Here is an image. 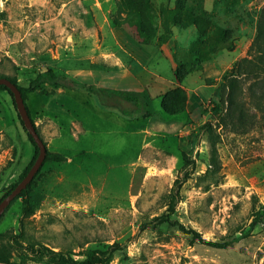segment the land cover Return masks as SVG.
<instances>
[{"label": "rangeland", "instance_id": "1", "mask_svg": "<svg viewBox=\"0 0 264 264\" xmlns=\"http://www.w3.org/2000/svg\"><path fill=\"white\" fill-rule=\"evenodd\" d=\"M94 1L0 0V73L26 85L47 66L66 73L68 67L84 65L86 60L93 67L106 66L117 54L116 35L150 71L177 78L154 46L137 43L118 26L112 34L98 28V17L90 9ZM229 1L237 59L250 57L248 47L264 0ZM134 4L144 10L147 6L144 0ZM153 6L151 2L152 12H143L146 21L157 16ZM82 7L90 12L84 13ZM219 10L211 31L227 26L228 17ZM235 51H224L217 60L232 57ZM82 55L88 56L86 60ZM208 59L198 64L187 58L182 63L185 69H196ZM225 68L216 64L204 82L199 71L189 72L179 82H156V86L149 82L151 87L134 92L132 101L95 84L91 93L48 84L28 92L26 105L38 122L34 123L46 150L66 159L44 162L38 169L30 186L36 204L33 213L22 214L19 197L0 215V260L6 264H264V118L253 99L264 83L240 74L235 89L222 93ZM120 77L121 71L92 69L85 80H78L97 83ZM182 85L192 101L187 102ZM178 108L184 109L172 113ZM32 153L33 144L10 95L0 90V198ZM176 177H185L178 189ZM172 188L175 199L170 212ZM162 214L217 242L245 231L254 214L260 221L249 235L219 247L194 239L177 223L158 219Z\"/></svg>", "mask_w": 264, "mask_h": 264}, {"label": "trees", "instance_id": "2", "mask_svg": "<svg viewBox=\"0 0 264 264\" xmlns=\"http://www.w3.org/2000/svg\"><path fill=\"white\" fill-rule=\"evenodd\" d=\"M126 1L127 0H122L121 3H118V6L123 5L129 9L131 8V9L138 10L139 32H136L135 35L138 37L139 41L141 42L148 43L150 40L154 39L156 36L158 39V43L165 41L168 37L171 36V30L167 25L168 22H170L171 25H180V26H186L190 23H194L197 27V37L191 40L188 46V51L191 54L190 57L192 61L197 60L198 64H200L199 63L200 60L209 58L211 54H214L217 51V49H220L221 47H226L227 49L233 48L231 40H228V38L226 37L227 36L226 32H228L229 29H226L225 27H222V26H217L216 30L214 29L211 31L210 25L208 24L212 23V20L206 16L205 11H203L202 9L196 10L194 8H189L188 5H186L185 0H175V7L170 11L169 21L168 22L166 20L164 21L165 22L164 30L161 33H156V30H157V27L155 24L156 18L151 19V21L149 19L150 22L144 19L143 12H146V14L147 12H152V10H150V7H151L150 0H144L147 3L145 10L141 7L139 8L137 5L134 4L136 0H130V4L128 3V5H125ZM120 18L122 19V17ZM202 20H204L205 22H203ZM202 22L205 24V27L202 26L201 24ZM249 52L253 53L250 57L243 56L240 59H236L231 64V66L226 68L225 71L222 73L221 75L222 80L220 82V88H219L220 92L222 93L224 91L232 92L236 87L237 77L240 74H250L254 78H259L261 82L264 83V10L260 12L258 20L256 22L255 34L248 47V54ZM193 69L192 68L185 69L184 63H182L181 61V63L175 68V73L178 77V82L181 81L182 77H184L189 71H192ZM0 76L7 77L8 79H10L13 83L17 85L25 101V104H26L27 93L39 87V85L41 84H48L52 87L81 88L89 93L94 92L92 84L83 83L79 81L78 79L72 77L68 73L56 71L53 67H50V66H47L43 69L38 70L34 74V76L29 79L26 85L19 84L17 82L16 77L14 76H10L8 74H2V73H0ZM257 84L258 82H255L256 86ZM0 90H6L8 92V94L11 97L12 103L15 107L12 93L10 92L8 87L4 84H0ZM114 91H118L128 100L134 99L133 98L134 92L131 93V92L120 91V90H114ZM253 99H254V106L260 112L261 117L264 118V89H262L258 93L254 92ZM162 107L165 108L164 105H162ZM26 108L30 115L27 105H26ZM182 109L184 108H178L172 111V113L181 111ZM17 116L19 117L18 112H17ZM20 122L29 140L33 144V153H32L29 163L23 168L19 176L15 180L10 182L8 188L6 189L2 197L7 192H9L21 180V178L26 174V172L28 171V169L30 168L31 164L34 162L38 154V146L34 142L32 136L25 129L21 119H20ZM33 124L35 125L34 121H33ZM36 130L38 134L40 135V137L42 138L37 127H36ZM65 159L66 157L61 153H55V152L52 153L46 150V155L43 160V163L48 162V161H63ZM36 174L37 172L35 173L33 178L30 180V182L26 185V187L23 188L20 191V193L17 196H15L14 199L9 203L10 205L15 199L20 197L23 215L33 213L35 209L36 204L32 200L31 193H30V186ZM184 180H185V177H182V178L176 177V179L174 180V186H176V188L178 189L182 185ZM170 196H171V200H170L168 210L170 212H173L174 211V199H175L173 188H172V192L170 193ZM158 219H163V221L170 222L171 224L177 223L180 229L191 232L192 237L194 239L197 238L201 242H204L212 246H219V247H224L234 241L239 240L242 237L249 235L253 227L260 221L259 216L254 214V216L252 217L251 221L248 224V228L245 231L241 230L237 236H232L229 240L217 242L213 240L204 239L201 236V234L195 229L185 228L182 224L178 223L177 221H174V220L171 221L169 217L166 215L163 216L162 214L158 216ZM93 261H97V260H93ZM0 264H6V263L0 260Z\"/></svg>", "mask_w": 264, "mask_h": 264}, {"label": "crops", "instance_id": "3", "mask_svg": "<svg viewBox=\"0 0 264 264\" xmlns=\"http://www.w3.org/2000/svg\"><path fill=\"white\" fill-rule=\"evenodd\" d=\"M150 1L153 3L154 10L157 13L156 23H155L157 27L156 33H161L164 30V23H165L164 21L165 20L167 22L169 21V16L166 17L165 12L170 13V11L175 7L174 4L175 0H150ZM117 2L121 3L122 0H95L93 2V6L90 7V9L92 10V14L98 17V19L96 20L98 28L104 27L107 31H110V33L112 34V31L114 30V26L115 27L118 26L120 32L126 34L130 33L137 41V43L154 46L156 50L159 51L170 62L171 70L174 74H176L174 72L176 65L178 66L181 63V61H183L184 59L191 58L190 57L191 54L188 51V46L192 39L190 40L189 39L190 37L188 38V36L197 34L196 25L194 23H190L186 26H180V25H171V23L168 22L167 25L171 30L170 37H168L165 41L158 43V39L156 36L148 43H144L139 41L138 37L135 35L136 32H139L138 10L131 8L129 9L123 5L118 6ZM185 3L186 5H188L189 8H194L196 10L202 9L203 11H205L206 16L211 20H213L215 17L216 20H218L220 16L219 14H221L218 13V11H220L219 9L223 10L225 16L228 17L227 26H224L226 29H229L228 32H226L227 33L226 37L228 38V40H232L234 43L236 42L235 30L231 29L233 26L231 27L229 24L230 6H231L229 0H185ZM82 11L84 13H86L87 11L90 12V10L85 7H82ZM113 17H118L119 20L115 21ZM120 17H122V19ZM211 24L212 23L208 25L211 26ZM113 39L117 44V47L115 49L116 50L115 53L117 52V54H115L114 59L111 60L113 62H111L110 64H106V66L100 65L98 67H93L88 63L89 61L86 60V57L88 56L82 55V57L86 60L84 65L68 67L67 68L68 74L76 79L85 80L87 76L90 74V70L92 69L115 71V72L121 71V77H120L121 80L109 82L102 79L97 83L92 82L89 84H95L97 85L98 88H101L102 90L114 89V90L126 91L131 93L142 91L145 88H147V86L151 87V83L149 84V82H152V84L156 86L157 84L156 82L159 83L164 81H168V82L178 81V77L175 79L169 77L170 79H167L159 71L156 70L150 71L147 68L146 62L141 63L140 61H137L134 58V56L128 52L126 47H124V45L121 43V41L118 39L116 35H113ZM185 40H187L186 46L183 45L184 44L183 41ZM235 49L236 46H234L232 49H227L226 47H221L220 49H217V51L214 54L210 55L208 61L203 64V67L201 68L197 67L192 71H199L200 78L204 82L207 79V76L211 75L214 72L212 68H216V64L219 66H225L227 68L238 58L240 53L236 52ZM224 51H235L236 53L232 57L223 58L220 59V61L217 60V56L221 53H225ZM180 58L182 59L180 60ZM112 82H116V85L115 83ZM212 85L216 87V84H212ZM182 87L186 92L187 102L192 101L191 95L188 94L187 89L183 85ZM149 91L152 94V91L151 90ZM212 93H216V88L212 91ZM34 122L38 123L37 121Z\"/></svg>", "mask_w": 264, "mask_h": 264}, {"label": "water", "instance_id": "4", "mask_svg": "<svg viewBox=\"0 0 264 264\" xmlns=\"http://www.w3.org/2000/svg\"><path fill=\"white\" fill-rule=\"evenodd\" d=\"M0 84H4L8 87L10 92L12 93V97L15 103L16 110L20 119L23 122V125L27 132L32 136L34 142L38 146V154L31 164L30 168L26 172V174L21 178V180L0 199V215L4 212L5 208L9 205V203L17 196L20 191L26 187V185L33 178L35 173L40 168L41 164L46 155V145L43 139L38 134L35 125L27 111L25 101L21 95V92L17 85L13 83L10 79L5 76H0Z\"/></svg>", "mask_w": 264, "mask_h": 264}]
</instances>
